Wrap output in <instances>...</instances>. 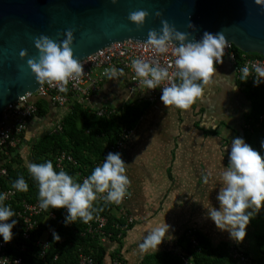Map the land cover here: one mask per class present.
<instances>
[{
  "label": "crops",
  "instance_id": "crops-1",
  "mask_svg": "<svg viewBox=\"0 0 264 264\" xmlns=\"http://www.w3.org/2000/svg\"><path fill=\"white\" fill-rule=\"evenodd\" d=\"M201 72L204 88L198 95L190 91L181 94L179 88L175 93L158 95L154 102H145L129 91V72L118 68L82 105L89 112L100 107L120 112L128 104L144 105L123 154V173L131 187L125 209L134 222L119 242L111 239L104 243L107 253L103 264H113L116 259L142 264L150 254L175 250L176 239L188 228L215 245L224 241L249 255L251 237L258 247V233H252L248 240L247 226L239 230L241 236L232 228L243 221L240 211L249 214L245 225L250 226L254 217L264 214V171L258 166L261 162L253 160V145L244 138L246 125L252 120L249 83L236 78L226 59ZM72 101L63 107L47 99L41 102L42 112L29 121L13 161L37 172L32 148L71 113ZM228 210L232 213L227 219L224 215ZM215 211L228 221V229L209 230ZM224 230L228 236L219 239V234L225 236ZM112 252L114 256H110ZM173 253L180 252L176 249Z\"/></svg>",
  "mask_w": 264,
  "mask_h": 264
},
{
  "label": "built area",
  "instance_id": "built-area-1",
  "mask_svg": "<svg viewBox=\"0 0 264 264\" xmlns=\"http://www.w3.org/2000/svg\"><path fill=\"white\" fill-rule=\"evenodd\" d=\"M191 60L198 66L213 67L222 60H228L234 67L236 78L246 80L251 87L264 85V57L254 56L239 50L232 42H213L203 46L186 45L183 51L171 42H146L123 40L105 46L89 55L62 73L47 79L33 93H27L10 103L0 113V179L9 178L7 164L20 147L22 137L29 121L38 112V100H49L57 106H66L72 100L80 105L88 103L92 95L98 92L108 75L118 68L129 72L128 89L139 94V101L154 102L158 95L175 93L179 82L184 79L186 70L182 65L184 59ZM98 117L118 114L116 108L100 107L94 110ZM256 127L264 131V113L257 116ZM252 131L251 123L246 125ZM134 126L120 127L116 139L109 144L105 155L93 164V170L99 177H90L78 170L75 173V186L61 184L53 190L40 185L34 201L19 199L23 180L16 186H3L0 183V203H15V221L19 224L16 231L20 236L18 245L10 247L7 240L0 238V264H29L23 254L28 253V245L33 244L32 253L36 260L44 259L52 248L63 245L67 236L61 235L59 228L73 226L70 214L75 211L82 219L79 238L95 239L100 244L109 240L122 238L134 222V217L125 209V203L131 196L130 183L123 173V154L126 143L134 134ZM62 123H58L50 134L61 133ZM67 165L79 166L78 160L70 153L62 151L54 158V167L62 172ZM81 189L94 205L109 206L110 212L96 213L92 208L79 201L72 192ZM55 208H58L56 210ZM110 215L116 220L110 222ZM6 221L0 218V237ZM117 232V236H116ZM186 237L193 249L198 248L195 229H187ZM17 251V253H15ZM232 256L245 264L249 260L237 249ZM58 253L53 260H57ZM182 257V255H181ZM74 264H97L92 254L83 245H77V257ZM187 262V260L185 259ZM113 264H124L120 259Z\"/></svg>",
  "mask_w": 264,
  "mask_h": 264
},
{
  "label": "water",
  "instance_id": "water-1",
  "mask_svg": "<svg viewBox=\"0 0 264 264\" xmlns=\"http://www.w3.org/2000/svg\"><path fill=\"white\" fill-rule=\"evenodd\" d=\"M232 42L264 56V0H0V113L96 51L123 40ZM184 81L191 68L184 59ZM198 70H205L198 66Z\"/></svg>",
  "mask_w": 264,
  "mask_h": 264
},
{
  "label": "trees",
  "instance_id": "trees-1",
  "mask_svg": "<svg viewBox=\"0 0 264 264\" xmlns=\"http://www.w3.org/2000/svg\"><path fill=\"white\" fill-rule=\"evenodd\" d=\"M249 54L264 57L257 53ZM188 65L191 68V72L185 81L182 79L179 82V88L181 89V94L190 91L194 95H198L204 88V76L198 70V65L195 62L189 60ZM247 85V91L253 102L252 120L250 121L253 130L247 131L244 138L247 144L253 145L251 150L256 153L253 160L264 163V131L256 127L257 116L264 113V85L257 87H251L250 84ZM42 101H37L39 109L37 116L42 112ZM71 105V113H68L61 121L63 131L56 134L47 133L34 144L32 158L36 163L37 172H32L21 164H17L13 159L6 165L9 171V178L0 179V183L3 186H16L19 179L23 180L24 185L20 187L19 199L26 198L29 201H34L40 185H46L49 190H53L61 184L75 186V173L78 170L83 171L84 174H88L92 178L99 177V173L93 170V164L105 155L108 145L115 141L120 127L123 125H135L144 109L142 102H137L126 105L116 115L98 117L94 111L89 112L74 101H72ZM62 151L72 154L78 160L79 166L74 168L71 165H67L65 172L56 169L54 167V158ZM253 172L255 174L258 173L257 169H253ZM72 195L79 201L88 204L96 213L105 214L111 210L109 206L94 205L92 200L81 189L76 188ZM17 208L18 206L15 203L11 205L5 202L0 203V218L6 221V227L2 229L0 238L7 240L11 248L14 245H18L20 240L19 234L16 233L19 229V224L15 221V209ZM55 209L58 210V208ZM70 217L71 221H73V226L64 225L59 228L61 235L65 234L67 236L66 242L63 245L52 248L44 259L36 260L31 248L33 244L30 241L27 248V250L29 249L28 253L23 254L26 262L29 264H74L77 259V245L80 244L89 252H92L97 264L104 263V257L107 253L106 245L100 244L95 239L79 238L76 230L81 229L82 219L77 216L75 211L70 214ZM109 218L111 223L116 220L113 215H110ZM197 237L199 242L197 249L192 248L186 233L183 232L175 245V248L180 253H173L172 250L166 249L162 253L156 252L146 256L142 264H243L232 256L233 248L248 258L249 261L245 264L253 263L252 255L239 250L237 247L230 246L227 242L222 241L215 245L210 239L200 233L197 234ZM256 238L262 256L259 261L255 259L254 261L255 264H264V232L261 235L257 234ZM114 239L119 242V238L115 237ZM56 253H58L59 257L57 260H53V256ZM110 256H114L113 252ZM185 259L187 262H185Z\"/></svg>",
  "mask_w": 264,
  "mask_h": 264
},
{
  "label": "rangeland",
  "instance_id": "rangeland-1",
  "mask_svg": "<svg viewBox=\"0 0 264 264\" xmlns=\"http://www.w3.org/2000/svg\"><path fill=\"white\" fill-rule=\"evenodd\" d=\"M224 114H226V112L224 113ZM258 166L260 167V169L262 170V171H264V163H259L258 164ZM28 169V168H27ZM247 211V210H246ZM217 212L218 211H215L214 212V214H215V218H214V222L213 223H210V220H209V222L208 223H210L211 225H210V227H209V230H212V231H214V233H215V231H220V229H222V228H227V226H228V221L226 220V219H224L222 216H218V214H217ZM228 213H225V215H224V217L225 218H229L230 217V214L232 213V210L230 211V210H228L227 211ZM220 213V212H219ZM249 216V214H246L245 213V211L243 210L242 212L240 211V218H242L243 219V221H239L241 224H239V225H237L235 228H234V226L232 227L236 232H237V236H241L240 234V229L242 230L243 228H244V226H247V230H248V233H246L247 234V236H248V238H247V236L245 235V238L246 239H248V240H250V237H251V234L252 233H254V234H256V233H258V235H261L263 232H264V223H263V221H264V214H261L260 216L258 215L257 217H254L253 219H252V225L250 226V225H245V219L247 218ZM223 218V219H222ZM221 219V220H220ZM236 222V221H235ZM220 225V226H219ZM222 227V228H221ZM231 228V230L233 231V233H234V230ZM189 229V228H188ZM191 229H193V228H191ZM217 229V230H216ZM228 229V228H227ZM187 230V229H186ZM186 230H185V232H186ZM262 230V231H261ZM225 231V236H222V234H219V236H218V238L219 239H221L222 237H226V236H228V235H226L227 233V231L226 230H224ZM221 233H222V231H221ZM183 234V233H182ZM181 234V235H182ZM180 235V236H181ZM179 236V237H180ZM234 236V235H233ZM179 237L176 239V242L178 241V239H179ZM252 238V245L251 246H249V248L250 247H252V250H250V255H252V259H253V263L252 264H255V261H254V259L256 260V261H259V258H261V250L257 247V244H256V242L257 241H255V238L254 237H251ZM172 239H174V238H172ZM217 239V238H216ZM174 242H175V240H173ZM217 241H219V240H217ZM255 241V242H254ZM217 244H218V242H216ZM220 243V242H219ZM176 244V243H175ZM174 244V245H175ZM173 244H171V246H172ZM257 248V249H256ZM256 249V250H255ZM259 249V250H258ZM173 250V249H172ZM173 251H176V249L175 250H173ZM186 262V261H185Z\"/></svg>",
  "mask_w": 264,
  "mask_h": 264
}]
</instances>
